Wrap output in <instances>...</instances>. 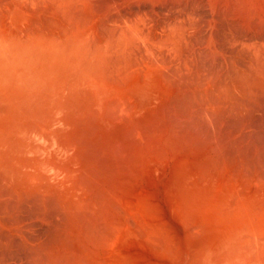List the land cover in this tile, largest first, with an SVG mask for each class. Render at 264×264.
<instances>
[{
    "label": "bare ground",
    "instance_id": "bare-ground-1",
    "mask_svg": "<svg viewBox=\"0 0 264 264\" xmlns=\"http://www.w3.org/2000/svg\"><path fill=\"white\" fill-rule=\"evenodd\" d=\"M263 101L264 0H0V203L63 225L26 263L125 264L108 251L140 244L155 264H264V139L239 122ZM160 176L186 233L216 224L191 263L157 219Z\"/></svg>",
    "mask_w": 264,
    "mask_h": 264
},
{
    "label": "rangeland",
    "instance_id": "rangeland-1",
    "mask_svg": "<svg viewBox=\"0 0 264 264\" xmlns=\"http://www.w3.org/2000/svg\"><path fill=\"white\" fill-rule=\"evenodd\" d=\"M262 103H263V105H262ZM259 104L261 105V106L260 105L259 106L262 107V109L255 107V106H254V108L252 107L253 110L252 109L248 110L250 113L247 111L248 113L247 114L245 113L244 117L242 116V118L246 119L247 121L244 119L243 120L240 119V121H239L240 123L241 122L243 123L241 125H243V126L248 125V127H250L249 129L253 130V133H252V130L250 132V130H248L247 129L248 127H246V126L244 127L245 129H243L245 134L247 131L249 133V137L250 136L253 137V138H251V137L250 138L254 139L255 141L257 140L258 142L262 141L264 139V135H263L264 134V129H263L264 128V101L260 102ZM225 109L223 110V112H225ZM256 109H258V110H256ZM226 111H227V109H226ZM248 114H249V116H248ZM250 114H253V115H250ZM245 115H247V118H245ZM224 117L225 116H222L220 119V121L222 120L221 122L224 121L222 124H220L221 123L220 121H218V123H216V124L222 125L220 129H223L225 127L223 124L226 122L225 119L228 118V117H226V118H224ZM248 118H250V119H248ZM228 119H227V124H225V125H227V127L224 128V130L226 129V131H229L230 128H231L230 131H232V128H236L240 124V123L238 124V121H236L235 119L232 121L233 118H231V117ZM230 121H231V123H230ZM228 126H230L229 129H228ZM243 126L239 125V127H243ZM239 127L236 128V130L239 129ZM236 130H233V131H236ZM254 132H255V134H254ZM251 133H252V135H250ZM257 136H259L260 138ZM254 140L253 141L251 140L252 143L254 142ZM160 161H162V160H160ZM160 161H158V163ZM158 163H156V164H158ZM161 169L162 168L159 169L158 174H161V172H160ZM162 181H164V180L161 176L157 177L155 180H153V183H155L154 189H153L154 190L153 204L155 202L156 207H157V209L155 211L157 219L160 218L158 221L162 220V221H164L163 223H166V224L168 223L166 225V228H164L166 230L168 228L167 231H169L171 229L173 232L175 231L174 234L177 232V234H175V235H177V238H176V236L173 235L175 237L174 238L171 235V237L174 239V241L176 243L174 241H172L173 240L172 238H171V241H172L173 245L176 244L174 246V251L175 250L177 252L181 251L182 253L181 252L178 253V255L176 256L175 259H182V260H186L187 262L188 261L190 262V260L192 258L191 262H193V259L195 260L196 258H200V253L202 251H205V247L211 248L213 246V244H211L212 239H213V236L211 234L215 233L216 224L214 221H212V217L206 218V217H201V215H200L199 219L202 223V227H200L201 232L198 230L199 234L197 232H195L196 234L195 235L192 234V236H191V233H193V232H191V233L187 232L186 233L185 231H188V230L183 229L185 226H183L181 219H179L175 215L174 209L172 208V206H171V204H170V202L167 199V196L165 194V183H163ZM147 183H149V182H147ZM153 190H152V196H153ZM8 200L6 199V201L0 203L2 207L5 204L4 208H2V207L0 208V218H1L0 219L1 220V223H0L1 224L0 225V251H1L0 252V258L1 259L0 260L6 261V262L1 261L2 264H5V263L6 264H10V263L11 264H27L26 262L29 263V259H30V257H28V256H31V251L33 248L48 247V246H53V245L57 244V242L60 238V231L63 229V225H62V221H61L62 218H60L61 214L57 213V211L56 210L54 211L52 208L47 209L46 211H43V210H41L42 208L40 209L38 207V205L35 201L33 202V201L29 200L31 202L28 201L26 203L27 200H24L22 202L20 200L19 201L20 204H19V202L17 200H14V201H13V199H12V201H10V200L8 201ZM5 202H7L8 204ZM2 203H3V205H2ZM9 203H10V205H9ZM16 203L18 204V207L16 206L17 205ZM6 204H7V206H6ZM209 226L211 229L209 228ZM213 226H215V227H213ZM171 230H170L171 233L169 232L170 234H172ZM181 233H183L184 236H182ZM180 236H181V238H180ZM177 239H179V241ZM135 243H137V242H135ZM180 244H182V245H180ZM177 245L178 246L180 245V248L181 247L182 248L179 250L178 249L179 247ZM203 245H204V247H203ZM207 245H211V246H207ZM185 246L188 249L187 248L184 249ZM200 246H202V247H200ZM131 247H133V249ZM195 248H197L198 250ZM203 248H204V250H203ZM6 250H8V251H6ZM112 250L110 252L108 251V255L113 256V257L115 255V257L114 258L112 257L111 260H116V258H118L117 262H120V263L126 264V261H127V262H130L132 264H139V263H141V264H155L157 262L162 261V258L158 253L148 249V247H142V246H140V244L129 246V247H127V249L123 248L120 251L114 250V249H112ZM124 250H126L127 253H125ZM190 250H192V251H190ZM114 252H115V254H114ZM185 252H187L188 254H186ZM205 252H207V251H205ZM191 253H192V255H190ZM195 253H197V255Z\"/></svg>",
    "mask_w": 264,
    "mask_h": 264
}]
</instances>
